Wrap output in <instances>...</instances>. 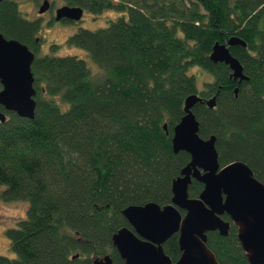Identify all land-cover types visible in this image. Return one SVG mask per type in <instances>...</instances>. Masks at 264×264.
Masks as SVG:
<instances>
[{"label":"trees","instance_id":"1","mask_svg":"<svg viewBox=\"0 0 264 264\" xmlns=\"http://www.w3.org/2000/svg\"><path fill=\"white\" fill-rule=\"evenodd\" d=\"M62 2L93 16L118 12L107 26L65 39L98 66V77L75 55L39 54L40 21L23 16L20 0L0 1V33L34 54L35 91L32 119L5 112L0 123V199L26 202L6 231L13 255H0V264H91L93 254L123 264L111 243L129 226L122 209L170 203L171 183L190 160L173 152L171 138L193 93L216 95L214 108L198 102L193 112L200 136H216L221 166L244 161L264 183V0ZM232 36L246 43L230 48L247 76L240 83L209 59ZM198 72L211 78L201 87ZM202 188L192 180L189 196ZM207 246L218 264H248L233 224L227 236L208 232ZM163 250L179 258L177 233Z\"/></svg>","mask_w":264,"mask_h":264},{"label":"water","instance_id":"2","mask_svg":"<svg viewBox=\"0 0 264 264\" xmlns=\"http://www.w3.org/2000/svg\"><path fill=\"white\" fill-rule=\"evenodd\" d=\"M48 7V0H41L37 13L45 12ZM81 15L80 7L61 5L55 9L54 20L78 21ZM232 46L246 47V43L237 36L224 43L216 42L209 59L226 64L230 78L240 83L247 76L239 60L231 54ZM33 57L25 44L0 33V123L5 121V112L32 119ZM233 91L237 97L238 88ZM198 102L214 108L216 95L201 98L193 93L184 100V114L173 127L171 148L174 153L185 151L190 160L171 183V202L160 205L150 201L128 205L121 211L130 227L118 228L111 236V243L123 264H218L207 246V233L217 231L227 236L232 224L248 264H264V183L244 161L233 160L221 166L216 136L203 138L199 134V122L193 112ZM262 123L264 126V118ZM163 129L167 132L166 123ZM192 180L203 185L197 197L188 193ZM175 233L180 256L172 261L165 254L163 244ZM90 259L91 264H117L109 254H93Z\"/></svg>","mask_w":264,"mask_h":264},{"label":"rangeland","instance_id":"3","mask_svg":"<svg viewBox=\"0 0 264 264\" xmlns=\"http://www.w3.org/2000/svg\"><path fill=\"white\" fill-rule=\"evenodd\" d=\"M117 1V0H113ZM41 0H20L19 9L23 16L30 19H38L40 21L39 32L35 35L37 37L38 53L43 55L51 53L53 55H75L89 65L91 74L98 77L101 74L98 66L91 62L85 52L75 47H70L65 43V39L70 34L76 32L79 28L87 30H96L108 25L109 20L116 18L118 12L113 9H107L95 16L86 11L82 12V16L78 21H52L54 9L63 4L62 0H48L50 9L45 13L38 14L37 8ZM53 9V10H52ZM40 39L41 42H40ZM55 44L57 47L54 51H50V45ZM196 72V69L193 71ZM199 73V72H198ZM210 76L205 72L198 74L197 82L201 87L202 82H209ZM202 98V97H201ZM57 99V98H56ZM2 187L0 186V191ZM26 209V202L24 200L3 201L0 199V255L11 257L13 252L10 250L9 239L6 236L8 228L14 227L19 218L24 216Z\"/></svg>","mask_w":264,"mask_h":264},{"label":"flooded vegetation","instance_id":"4","mask_svg":"<svg viewBox=\"0 0 264 264\" xmlns=\"http://www.w3.org/2000/svg\"><path fill=\"white\" fill-rule=\"evenodd\" d=\"M62 5H64V4H62ZM60 6H61V5H60ZM49 9H50V3H49V7H48V9H47L46 11H48ZM53 9H54V12H55V9H56V8H53ZM53 9H52V10H53ZM46 11H45V12H46ZM50 11H51V9H50ZM45 12H43V13H45ZM82 12H83V11H82ZM52 21H55V20H54V13H53V19H52L50 22H52ZM58 21L72 22V21H70V20H64V19H62V20H58ZM35 41H36V40H35Z\"/></svg>","mask_w":264,"mask_h":264},{"label":"bare ground","instance_id":"5","mask_svg":"<svg viewBox=\"0 0 264 264\" xmlns=\"http://www.w3.org/2000/svg\"><path fill=\"white\" fill-rule=\"evenodd\" d=\"M1 1V0H0ZM40 6V5H39ZM43 13V12H42ZM42 13H40V14H42Z\"/></svg>","mask_w":264,"mask_h":264}]
</instances>
